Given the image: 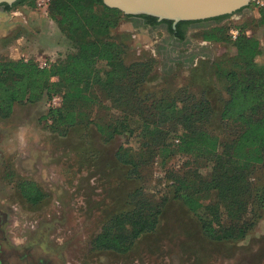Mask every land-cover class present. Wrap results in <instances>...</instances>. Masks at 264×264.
<instances>
[{
	"label": "rangeland",
	"instance_id": "rangeland-1",
	"mask_svg": "<svg viewBox=\"0 0 264 264\" xmlns=\"http://www.w3.org/2000/svg\"><path fill=\"white\" fill-rule=\"evenodd\" d=\"M32 2L12 10L21 24L9 31L11 37L0 40V53L14 37L20 38L16 46L24 51V58L42 65L59 62L77 52L76 42L61 31L48 12L31 6ZM261 8L252 3L220 21L190 25L193 36L189 43L198 55L188 67L168 64L170 57L180 59L186 53L181 44L172 45L167 24L150 26L143 18L122 16L110 36L123 44L127 66L149 63L152 67L145 93L165 91L178 97L188 88L200 94L203 80L215 72L216 63L224 62L226 69L234 68V63L227 61L236 52L231 37L234 29L260 42L261 56L256 64L264 66ZM217 28L215 38L206 40L205 31ZM83 37L79 33L78 39ZM94 39L104 37L93 36L89 40ZM97 69L102 74L109 67L106 62H99ZM217 78L220 76L214 80ZM225 84L221 76L216 87L223 97L227 95ZM60 95L55 96L62 102ZM91 95L93 103L73 106L81 113L73 125L50 126L52 121L46 120L51 108L47 95L38 103L17 105L9 118L0 117V264H264V212L243 240L233 243L206 238L199 220L188 208L169 199V173L181 174L189 157L174 156L164 162L158 149L160 139L139 136L142 123L135 117L128 121L127 131L109 138V130L124 124V107L134 97L127 82L110 87L95 85ZM162 125L166 128L171 123ZM101 126L108 133L102 132ZM224 128L226 132L221 133L222 126L217 122L211 127L221 135V141L232 140L239 133L234 124ZM122 150H130L140 161L143 179L139 182L127 177L128 167L120 164L118 155ZM213 167L212 160L202 159L192 168L209 179ZM249 179L253 186L264 184V166L254 168ZM23 180L37 183L46 198L36 205L25 200L18 189V182ZM138 188L154 204L165 201L158 229L142 236L126 254L95 249L93 241L109 215L127 193ZM202 201L219 202L216 192L203 196ZM220 211L225 219L223 205ZM224 222L227 224V220Z\"/></svg>",
	"mask_w": 264,
	"mask_h": 264
},
{
	"label": "trees",
	"instance_id": "trees-1",
	"mask_svg": "<svg viewBox=\"0 0 264 264\" xmlns=\"http://www.w3.org/2000/svg\"><path fill=\"white\" fill-rule=\"evenodd\" d=\"M28 1L3 6L11 12ZM31 6L36 7L34 0ZM97 6L101 10H97ZM48 13L61 31L76 42L78 50L43 68L35 60L0 59V117L9 118L16 105L38 103L45 95L51 101L53 96L61 94V105L49 108L46 120L52 121L50 126L73 125L76 116L81 114L73 106L93 103L95 99L91 91L95 85L110 87L125 81L134 97L124 107V124L114 126L109 133L102 126L100 130L113 139L130 128L128 121L131 118L141 120L139 136L160 139L158 149L164 162L174 156L189 157L181 167V174L179 171L169 173L168 181L172 182L169 199L182 202L188 208L199 220L206 238L233 243L245 239L264 212V184L253 186L249 179L254 168L264 166V66L256 64L261 55L260 42L239 29L240 35L233 42L238 54L227 60L228 64L234 63V68L226 69L224 62L216 63L215 72L203 80L200 94L187 88L180 96L174 97L165 91L145 93L152 67L149 63L127 66L123 44L112 39L110 34L124 16L143 18L150 26L167 24L169 32L184 41L190 25L205 21L181 22L174 29L172 21L160 22L147 15H124L105 6L102 0H51ZM229 16L206 21H220ZM260 16V23L264 24V7ZM217 31L218 28L205 31V39H214ZM79 33L84 35L82 39H78ZM93 36L104 39L89 40ZM99 62H106L108 71L101 74L97 69ZM215 76L224 77L226 97L216 87L220 78L215 81ZM167 121L171 125L165 128L162 124ZM214 122L222 126L221 133L226 132L224 127L228 124L238 127L239 133L232 140L221 141V135L211 129ZM202 159L214 162L209 179H204L197 169L192 168ZM118 160L128 167L127 177L138 182L143 179L140 161L130 150H122ZM18 189L22 197L34 205L46 198L33 181H19ZM212 192L217 193L219 202L205 204L203 196ZM164 203L154 204L140 188L127 193L94 239L95 249L128 253L142 236L158 229ZM222 205L227 215L225 219L220 211Z\"/></svg>",
	"mask_w": 264,
	"mask_h": 264
},
{
	"label": "water",
	"instance_id": "water-1",
	"mask_svg": "<svg viewBox=\"0 0 264 264\" xmlns=\"http://www.w3.org/2000/svg\"><path fill=\"white\" fill-rule=\"evenodd\" d=\"M20 0H0V6H13ZM110 9L124 15H147L162 22H173V28L181 22L206 21L232 15L248 7L256 0H102Z\"/></svg>",
	"mask_w": 264,
	"mask_h": 264
},
{
	"label": "crops",
	"instance_id": "crops-1",
	"mask_svg": "<svg viewBox=\"0 0 264 264\" xmlns=\"http://www.w3.org/2000/svg\"><path fill=\"white\" fill-rule=\"evenodd\" d=\"M15 13H16V11L7 12V11H5V9L2 6H0V40H2L5 37H8L11 34L9 31L14 29V26L21 24L20 19L18 17H15ZM192 36H193L192 32H189L188 38L192 39ZM9 37H11V36H9ZM13 39L14 40H12V42L7 44L8 46H6L4 48L5 51L3 53L2 52L0 53V59L10 60V61H18L21 59L28 60L27 58H24L25 57L24 51L22 49H20L18 46H16L17 41H18L17 43L19 45L20 38L15 39V37H14ZM182 52L186 53L187 48H183ZM154 53L157 54L156 51H154ZM237 54H238V52L236 49V52L234 53L233 56L235 57ZM260 56H258V57H260ZM200 57H198V58H200ZM205 58L206 57H201L200 59L204 60ZM177 65H183V67H187L181 62L178 63ZM185 69L187 70V68H185ZM15 107H14V109H15Z\"/></svg>",
	"mask_w": 264,
	"mask_h": 264
},
{
	"label": "flooded vegetation",
	"instance_id": "flooded-vegetation-1",
	"mask_svg": "<svg viewBox=\"0 0 264 264\" xmlns=\"http://www.w3.org/2000/svg\"><path fill=\"white\" fill-rule=\"evenodd\" d=\"M5 11H6V9H5ZM160 25H162V24H159L158 26H160ZM189 29L190 28H188V30H187L186 39L184 41H180V40L177 39L176 36L171 35L172 45H175V44H178L179 43V44H181V46H180L181 49L187 48V52H186L185 56L184 57H181L180 59H176V58L170 57L169 58L170 61H169L168 64H174V65H176V64H178V63L181 62V63H183L184 65H186L188 67L191 63H193V61L195 59L194 57H196V55H198L197 52H193L192 51V46L189 43V38H188V33L190 31ZM172 49L174 50L173 46H172ZM173 50H172V52H169V54L172 55L173 54ZM201 55H202V53H201Z\"/></svg>",
	"mask_w": 264,
	"mask_h": 264
},
{
	"label": "built area",
	"instance_id": "built-area-1",
	"mask_svg": "<svg viewBox=\"0 0 264 264\" xmlns=\"http://www.w3.org/2000/svg\"><path fill=\"white\" fill-rule=\"evenodd\" d=\"M35 3H36V9L38 11L47 13L49 6L51 4V0H35ZM255 4L258 7H264V0H256ZM239 35H240V31L238 29H234L231 31V37L233 40H236L239 37ZM40 66L43 68L46 67L47 64L45 65L40 64ZM60 104H61V98L59 96H54L50 101L51 107H58L60 106Z\"/></svg>",
	"mask_w": 264,
	"mask_h": 264
}]
</instances>
